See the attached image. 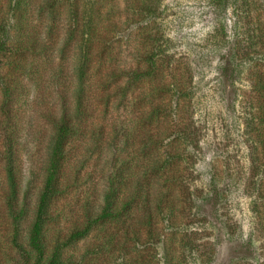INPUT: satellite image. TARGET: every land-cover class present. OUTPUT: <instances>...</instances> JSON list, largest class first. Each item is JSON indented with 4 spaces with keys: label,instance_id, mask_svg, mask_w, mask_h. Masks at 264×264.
I'll return each mask as SVG.
<instances>
[{
    "label": "rangeland",
    "instance_id": "374dc122",
    "mask_svg": "<svg viewBox=\"0 0 264 264\" xmlns=\"http://www.w3.org/2000/svg\"><path fill=\"white\" fill-rule=\"evenodd\" d=\"M160 5L161 17L155 28L138 38L137 32H124L119 41L122 47L117 45L116 50L118 58L132 61L129 52L150 35L158 37L159 32L167 39L166 62L155 79L130 87L128 100L122 103L118 81L99 91L104 94L103 103L96 95L90 124L70 141L47 242L53 246L57 239H65L77 222L102 212L111 183L118 185V117L130 122L134 107H129V101L133 98H140L137 108L149 107L151 98L144 91L153 87L162 90L154 103L163 107L170 101L169 83L177 78L183 94L181 109L177 116L163 117L160 128L187 129L185 140L191 143L190 149L185 151L180 145L183 159L178 180H160L169 191L165 214L155 212L154 224L143 230L140 244L131 242V255L137 264H264V110L260 106L264 107V0L257 4L227 0L222 10L211 0H161ZM7 10V2L2 0L0 17ZM34 11L28 39L40 33L45 51L29 50L21 55V61L25 66L39 64L45 80L42 85L28 83L30 100L17 89L13 107L24 113L16 164L20 202L27 208L20 239L26 248L44 184L47 147L54 134L50 118L54 111L60 117L64 96L72 97L76 66L74 43H64L65 9L60 8L54 18L46 6ZM154 23L147 19L142 25ZM259 25L263 27L255 38L257 44L250 49L244 33L249 26L255 29ZM18 40L23 45L21 38ZM250 50V56H244ZM19 70L13 69L11 74L17 75ZM7 71H1L0 76ZM55 71L59 87L47 80ZM5 119L0 107V152L7 134L2 126ZM121 141L120 147L124 145ZM214 179L216 183H212ZM160 183H153L154 195ZM2 187L0 184V264H33L32 259L23 260L12 243V218L4 195L1 197ZM64 255L78 264H122L118 222L99 227L87 239L67 247Z\"/></svg>",
    "mask_w": 264,
    "mask_h": 264
},
{
    "label": "trees",
    "instance_id": "16d2710c",
    "mask_svg": "<svg viewBox=\"0 0 264 264\" xmlns=\"http://www.w3.org/2000/svg\"><path fill=\"white\" fill-rule=\"evenodd\" d=\"M5 1L8 10L0 17V72L6 69L8 71L0 76L2 92L0 107L6 116L2 126L6 128L7 134L3 144L4 150L0 152L2 160L0 184L3 185L1 197L4 195L8 215L12 218L10 226L12 243L20 251L23 260L32 259L33 264H78L76 260L65 257V249L87 239L99 227L110 222H118V258H122V264H137L131 255V242L135 246L140 244L144 236L143 230L148 231L152 228L157 210L159 214H165L164 206L167 204L169 191L160 180L163 178L165 182L178 180L180 162L183 159L180 155L182 153L180 145L185 151L190 149L191 143L185 140L187 129H177L171 125L164 131L160 128L163 117L167 120L166 116L173 114L177 116L181 109L183 94L176 82L177 78L176 81L169 83L168 91L171 97L169 103L163 104V107L154 103L155 96L157 97L162 90L153 87L149 91H144L147 92L146 97L151 98L149 107L143 110L137 108L136 101L140 98L135 100L133 98L129 101V107H134L130 122L122 121L121 117H118V185L111 183L102 212L98 215L89 214L83 222H77L67 237L63 240L57 239L53 246L47 242V227L53 204L62 190L61 180L65 159L70 150V141L90 124L96 110L92 104L96 95L99 91L108 90L112 83L118 81V95L122 92L120 101L122 103L128 100L127 91L130 87L145 80L155 79L161 65L166 62L167 39L159 36V32H156L158 37L150 35L149 40L141 42L136 50L129 52L132 61L118 58L116 50L117 45L122 47L119 41L124 32L129 31L128 35L137 32L138 38L146 34V30L155 28L161 17L159 12L161 0ZM226 1L211 0V3L222 10ZM252 1L254 4L258 3V0ZM45 6L51 9L53 18L59 13L60 8L67 12L65 23L67 35L64 36V43L66 45L74 43L76 66L72 74L74 88L72 97L67 99L64 96L59 111L60 117H57L54 111L55 114L50 118L54 134L47 147L44 184L27 236L26 248L20 239L22 221L27 208L20 202L21 181L16 164V145L24 113H18L19 110H14L13 107L17 101V89L26 94L23 98L30 100L32 92L27 88L28 83L42 85L45 80H42L44 71L40 70L39 64L32 62L25 66L21 61V55L29 50L45 51L46 45L42 46L43 37L40 33L28 39L35 8L40 10ZM147 19H153L155 23L151 26L142 25ZM262 27L259 25L252 29L249 26L244 33V41L246 39L250 42V49L257 44L255 38L259 37L257 33ZM18 38H21L23 45ZM251 52L252 50L247 51L244 56H250ZM13 69H20L17 75L11 74ZM56 78L55 71L47 80L53 86L59 87L60 79ZM59 94L62 99V91H59ZM103 95L98 94L100 103H103ZM260 106L264 110L261 104ZM129 107L125 106L127 112ZM120 141L124 144L121 147ZM153 183L161 184L157 187V195L153 194ZM212 183H216L215 179Z\"/></svg>",
    "mask_w": 264,
    "mask_h": 264
}]
</instances>
